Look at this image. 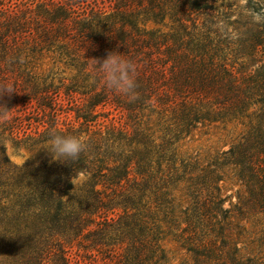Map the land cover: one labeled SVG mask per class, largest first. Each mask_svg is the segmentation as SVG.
Listing matches in <instances>:
<instances>
[{
    "label": "trees",
    "instance_id": "obj_1",
    "mask_svg": "<svg viewBox=\"0 0 264 264\" xmlns=\"http://www.w3.org/2000/svg\"><path fill=\"white\" fill-rule=\"evenodd\" d=\"M208 1L121 0L117 7L111 6L113 0H0V126L9 134L25 126L18 142L34 150L28 168L0 180V249L12 264H49L50 257L53 264H79L69 255L72 242L82 250L106 254L114 264L164 261L156 229L147 218L162 209L164 216L171 213L170 189L187 174L191 207L182 210L185 227L179 237L194 264H254L238 258L222 237L215 246L214 229L222 230L220 223L228 214L217 173L193 177L194 165L179 161L177 166L174 145L196 125L225 117L249 119L247 133L223 153L221 164L239 168L238 179L247 194L239 210L264 220V20L227 24L236 32L234 41H227L232 36L218 16L208 13L213 10ZM163 7L164 18L177 23L189 38H199L169 44L166 37L115 26L118 12L131 16L143 10L163 19ZM223 48L255 69L234 72V66L226 64L229 58L220 54ZM113 50L135 65L134 99L109 91L97 77L81 93L82 105L73 98L76 89L65 88L73 105L67 102L64 108L60 89L41 86L21 59L26 51H58L78 65L77 79L86 82L92 59ZM6 87L12 93H4ZM99 106L122 112V117L126 113L127 122L120 127L110 123L104 134L97 120L112 112H100ZM146 108L164 116V138L157 144L148 129H140ZM67 112L82 121L77 128L61 119ZM128 123L131 132L126 131ZM50 128L79 134L87 150L72 161H53L46 151ZM8 163L0 146V179ZM79 174L88 179L72 204L64 197Z\"/></svg>",
    "mask_w": 264,
    "mask_h": 264
},
{
    "label": "rangeland",
    "instance_id": "obj_2",
    "mask_svg": "<svg viewBox=\"0 0 264 264\" xmlns=\"http://www.w3.org/2000/svg\"><path fill=\"white\" fill-rule=\"evenodd\" d=\"M17 1L30 2L31 0ZM12 2H16V0H12ZM207 3L213 7V10L208 13L218 16V21L223 22V27L228 29V33L232 36L227 39L230 42H233L236 38V32L232 30V26L227 24H232L234 21L241 24L245 22L257 24L264 20V0H209ZM108 4L106 2V5ZM114 5H117V7L121 6V0H113L111 6ZM134 12L131 16L123 15L119 12L115 14L114 21L117 23L115 26L119 28L125 24V27L129 31L146 34L152 33L162 40L166 37L170 39L168 40L169 44H179L178 41L180 39L187 41L192 38H199L200 36L191 35L190 38L186 36L177 23L170 21L168 17L164 18V7L161 12L163 19L161 17L154 18L143 10ZM218 27H221V24ZM210 37L212 39H218L213 34ZM218 37L222 38L223 35L220 34ZM232 48L234 47H230V49ZM221 51L220 54L222 57L226 56L229 58L226 64L230 67L234 66V72L242 70L248 71L249 68L255 69V66H249L250 62L247 59H240L239 55H235L229 49L223 48ZM21 59L24 60L27 69L42 82L41 86L51 84L53 87L60 89L61 97L59 101L63 104L64 108L68 106L67 102L71 106L73 105L72 102L67 101V87L76 89V93L72 94L74 96L73 98L75 103L82 105L83 96L81 93L87 92L89 90L88 85L92 82L90 80L84 82L82 78L77 79L79 77L78 65L74 67L71 59L60 55L58 51L34 53L26 51L21 55ZM80 77H84V75L81 73ZM97 110L100 112H112L107 118L99 117L97 120V124L102 127L104 134L108 131V128L105 126L110 123L120 127L124 122H127L126 113L122 117L120 115L124 113L114 111L109 106H105L104 108L99 106ZM157 112V110L153 112L151 109L146 108L141 112L142 118L140 120V129H148V132L153 138L152 140H155L156 144L164 138V116L158 115ZM112 117H114V120H111ZM61 119L65 123L74 125L76 128L82 122L74 119V112L62 114ZM129 125L130 123H128L126 131L131 132L132 129ZM249 126V119L245 117H225L213 123H200L192 129L188 136L178 141L174 147L176 148L178 159L177 166H179V161H183L184 163L189 162L194 165L192 168V172L194 173L192 175L193 177L194 175L201 176L211 170L215 171L214 173H217L219 176L217 185L220 190V195L225 198L223 208L228 210V214L226 215L227 218L220 223L222 230L219 231L217 226L214 229V236H217L215 237V246L221 244L220 237H222L228 243H226L227 245L236 249V256L242 261L251 259L254 264H264L263 216L253 215L239 210L243 198L247 196L244 193L243 185L238 179L239 168L230 163L221 164L224 158L223 153L241 141V138L250 128ZM3 129L4 127L0 126V146L4 148V154L8 158L9 163L7 168L5 167L3 169L8 171L0 180L5 182L6 178L10 179L15 175V171L28 168L32 163L34 150L31 151L23 143L18 142L22 138V129L14 130L12 134H9L7 131L4 132ZM163 167L164 164H162ZM189 175H185L181 181L174 184L170 189V206L168 207V211L170 210L171 213L164 216L165 211L162 209L156 214H149L147 218L149 225L154 226L156 229V234L159 238L158 244L165 255L164 261L156 264H194L192 253L187 250V244L179 237L180 229L185 227V224H183L184 214L182 210L188 207L189 211L191 207V200L188 197L187 190L190 184ZM87 179L88 175L84 174H79L72 178V189L64 197V200L75 204L82 194V189ZM151 212L153 211L151 210ZM217 218L219 220L221 219L219 215ZM218 232H221V234H218ZM125 239L126 242L129 241L128 238ZM69 246H71L68 247L69 255L73 262L75 260H78L79 264H114L115 262L112 259L106 258V254L104 253L82 250L74 242ZM123 247H126V244ZM54 262L55 259L50 257L49 264H53ZM153 262L154 259L148 264H153ZM0 264H12L7 254L3 253L1 249Z\"/></svg>",
    "mask_w": 264,
    "mask_h": 264
},
{
    "label": "clouds",
    "instance_id": "obj_3",
    "mask_svg": "<svg viewBox=\"0 0 264 264\" xmlns=\"http://www.w3.org/2000/svg\"><path fill=\"white\" fill-rule=\"evenodd\" d=\"M93 71L89 79L92 83L97 77L102 81V86L109 91L127 97L129 100L136 96V68L131 59L123 57L113 50L107 52L102 59H92ZM4 93H12V89H2ZM47 154L53 161L68 162L79 158L87 150V143L79 134H62L50 128L47 132Z\"/></svg>",
    "mask_w": 264,
    "mask_h": 264
}]
</instances>
